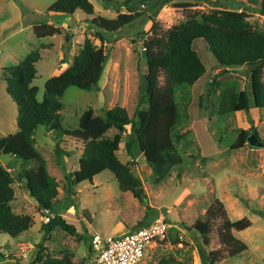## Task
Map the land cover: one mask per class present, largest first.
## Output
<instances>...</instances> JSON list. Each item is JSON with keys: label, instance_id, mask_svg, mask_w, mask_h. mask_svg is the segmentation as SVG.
Segmentation results:
<instances>
[{"label": "rangeland", "instance_id": "obj_1", "mask_svg": "<svg viewBox=\"0 0 264 264\" xmlns=\"http://www.w3.org/2000/svg\"><path fill=\"white\" fill-rule=\"evenodd\" d=\"M54 1L0 0V138L18 131V106L7 92L3 75L5 67L18 64L31 51L38 50L41 59L36 64L33 84L38 87L41 100L46 94V81L73 63L85 38L101 46L102 41L94 36V30L87 27L85 20L95 16L116 18L120 12H129L123 0L108 3L91 0L94 15L76 11L71 17L56 19L51 16L54 13L48 11ZM164 1L149 0L146 14L106 35L104 45L108 61L98 88L81 90L71 87L61 99L65 129L78 128L81 114L90 107L94 110L95 121L115 106L126 108L130 117H136V110L140 107V87L147 72L146 36L139 33L150 32L152 21L149 13L157 21L160 31L168 32L192 15L244 9L253 27L264 32V15L258 11L257 0ZM185 3L189 5L184 6ZM143 9L144 6H138L132 11ZM42 22L60 28L61 33L38 38L35 24ZM68 35L70 41L66 42ZM195 48L207 72L196 84L176 90L182 122L177 128L180 137L174 141L182 162L166 180L155 181L156 176L139 149L133 159L128 156L126 142L132 134L130 126L126 132L115 128L106 131V136L116 140L119 160L128 164L131 172L142 181L147 203L129 191H122L110 170L96 175L93 181L72 185L66 178L65 169L73 172L78 168L82 143L68 136L62 140L59 137L58 141L61 140L60 144L66 151L63 157L65 165L59 166L54 152L57 142L54 134L40 125L35 133V147L46 159L48 172L59 183L58 200L50 213L58 214L74 225L77 234H71L60 226L44 234L43 213L23 182L16 180L13 209L16 213L30 215L33 225L21 238L0 233V251L6 257L0 259V264L16 260L22 264H39L35 263V258L43 237H46L44 253L47 256L66 257L72 263L80 264L90 255L93 234L123 236L157 217L170 221L172 229L163 240L153 241L146 248L139 264H160L163 259H175L177 264H206L201 250L206 254L217 251L216 257L220 259L213 264H264V148H255L248 143L239 149L232 148L239 133L252 127L257 128L264 141V109L220 113L219 102L228 87L235 85L252 96L250 67L219 72L217 60L206 40L196 39ZM215 74L218 75L217 84L209 90ZM166 78L162 73L160 86L165 84ZM0 161L10 165L17 162L7 154H1ZM17 172H13L14 175ZM244 218L252 222L245 230L227 226V222ZM119 222L122 223L120 227L117 226ZM231 236L245 243L247 250L229 254Z\"/></svg>", "mask_w": 264, "mask_h": 264}, {"label": "trees", "instance_id": "obj_2", "mask_svg": "<svg viewBox=\"0 0 264 264\" xmlns=\"http://www.w3.org/2000/svg\"><path fill=\"white\" fill-rule=\"evenodd\" d=\"M111 1L104 0L105 3ZM148 1L123 0L128 13L120 12L116 18L95 16L86 19L87 27L93 29L94 36L102 41L101 46L95 45L90 38H85L73 63L46 81V94L41 100L38 98L39 89L33 84L37 74L36 64L41 59L38 50L31 51L18 64L5 67L3 75L7 82L6 89L18 106V131L0 138V155L13 156L22 162V168L14 175L0 161V233L15 238L33 225V218L30 215L16 213L13 210L12 202L15 200L13 184L16 180L24 183V187L42 213L45 210L51 211L58 200L59 183L48 172L46 159L35 147V133L40 125L46 126L48 132L54 134L53 138L57 141L54 152L59 166L65 165L63 157L66 151L60 144L63 137L68 136L82 143L79 168L73 172L65 169L66 178L72 185L93 181L96 175L110 170L122 191H129L135 198L147 203L142 181L131 172L128 164L119 160L116 154V140L106 136V131L115 128L120 132H126L130 126L132 134L126 142L128 156L133 159L136 150L139 149L152 168L156 176L155 181L158 183L170 176L172 170L182 162L174 141L180 137L177 128L182 122L176 90L182 86L196 84L207 72L195 48L196 39L206 40L209 50L217 60L216 68L219 72L241 66L250 67L252 96L245 89H238L235 85L228 87L219 102L220 113L264 109V32L253 27L244 9L241 11L225 9L192 15L168 32L160 31L157 21L149 13L148 17L152 21L151 30L139 33L146 36L144 50L147 72L140 87V107L136 110V117H130L126 108L115 106L106 110L100 119L95 121L94 110L90 107L81 114L78 128L65 129L61 116L64 107L61 99L65 92L71 87L81 90L98 88L108 61V52L104 45L106 35L119 31L146 14ZM257 2L258 11L264 15V0ZM188 5L185 3L184 6ZM138 6L139 8L144 6L145 9L132 11ZM106 8L109 7L106 5ZM94 10L91 0H55L48 8L49 12L54 13L51 16L56 19L71 17L76 11L94 15ZM61 31L60 28L46 22L35 24L38 38L59 34ZM69 41L68 35L66 42ZM162 73H165L167 78L165 84L160 86L159 77ZM217 76L215 74L212 78L209 90L217 84ZM251 132L259 135L256 127L242 130L232 148L246 146ZM251 225L252 222L248 218L227 222L229 228L239 231ZM58 226L71 234H77L75 226L58 214L50 222L43 224L42 230L44 234H49ZM45 239L46 237H43V241L38 244L35 263L74 264L66 257L47 256L44 253ZM230 240L229 254L236 255L247 250L245 243L233 239L232 236ZM201 254L206 264H213L220 259L216 257L217 251L206 254L201 250ZM3 258H6L5 254L0 251V259ZM86 262L87 258L80 264ZM163 263L177 264L175 259H163L160 264ZM5 264L22 263L16 260Z\"/></svg>", "mask_w": 264, "mask_h": 264}, {"label": "built area", "instance_id": "obj_3", "mask_svg": "<svg viewBox=\"0 0 264 264\" xmlns=\"http://www.w3.org/2000/svg\"><path fill=\"white\" fill-rule=\"evenodd\" d=\"M53 217L49 210L43 212L45 223L50 222ZM171 229L170 221L157 217L123 236H102L95 233L91 238V252L86 264H139L145 256L146 248L153 241L163 240Z\"/></svg>", "mask_w": 264, "mask_h": 264}, {"label": "crops", "instance_id": "obj_4", "mask_svg": "<svg viewBox=\"0 0 264 264\" xmlns=\"http://www.w3.org/2000/svg\"><path fill=\"white\" fill-rule=\"evenodd\" d=\"M253 109H256V108H253ZM80 159V158H79ZM3 166H5L9 171H11L12 173L13 172H15V171H20V169L22 168V162L21 161H18L17 160V162H16V164L15 165H10L9 163H4V164H2ZM78 168H79V165H78ZM77 168V169H78ZM19 169V170H18ZM76 169V170H77ZM71 172V171H70ZM14 174V173H13ZM24 184V183H23ZM13 187H14V184H13ZM15 189V188H14ZM16 198V197H15ZM14 202V201H13ZM13 202H12V204H13ZM12 207H13V205H12ZM14 210V209H13ZM121 222H119L118 224H117V226L118 227H120L121 226ZM135 229V228H134ZM24 233V232H23ZM23 233L22 234H20L18 237H16V238H21V237H23ZM20 242L18 243V247L20 246ZM21 248H23V247H21ZM19 249H20V247H19Z\"/></svg>", "mask_w": 264, "mask_h": 264}, {"label": "water", "instance_id": "obj_5", "mask_svg": "<svg viewBox=\"0 0 264 264\" xmlns=\"http://www.w3.org/2000/svg\"><path fill=\"white\" fill-rule=\"evenodd\" d=\"M247 143L255 148H264V141L256 133L248 136Z\"/></svg>", "mask_w": 264, "mask_h": 264}]
</instances>
